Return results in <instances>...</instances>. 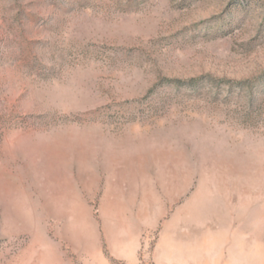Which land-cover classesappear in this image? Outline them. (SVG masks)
<instances>
[{"label": "rangeland", "instance_id": "374dc122", "mask_svg": "<svg viewBox=\"0 0 264 264\" xmlns=\"http://www.w3.org/2000/svg\"><path fill=\"white\" fill-rule=\"evenodd\" d=\"M0 264H264V0H0Z\"/></svg>", "mask_w": 264, "mask_h": 264}]
</instances>
